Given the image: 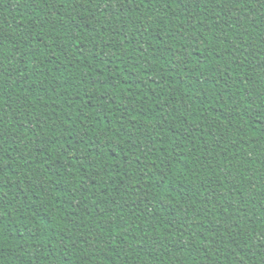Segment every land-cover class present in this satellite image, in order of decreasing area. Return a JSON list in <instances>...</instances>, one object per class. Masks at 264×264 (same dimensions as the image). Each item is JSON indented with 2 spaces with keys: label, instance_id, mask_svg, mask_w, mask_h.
<instances>
[{
  "label": "trees",
  "instance_id": "obj_1",
  "mask_svg": "<svg viewBox=\"0 0 264 264\" xmlns=\"http://www.w3.org/2000/svg\"><path fill=\"white\" fill-rule=\"evenodd\" d=\"M0 264H264V0H0Z\"/></svg>",
  "mask_w": 264,
  "mask_h": 264
}]
</instances>
